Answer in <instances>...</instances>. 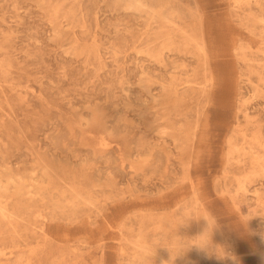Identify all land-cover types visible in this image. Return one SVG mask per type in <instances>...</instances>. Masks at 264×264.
Wrapping results in <instances>:
<instances>
[{"label": "rangeland", "instance_id": "374dc122", "mask_svg": "<svg viewBox=\"0 0 264 264\" xmlns=\"http://www.w3.org/2000/svg\"><path fill=\"white\" fill-rule=\"evenodd\" d=\"M112 5L0 0V264H264V0Z\"/></svg>", "mask_w": 264, "mask_h": 264}, {"label": "bare ground", "instance_id": "6f19581e", "mask_svg": "<svg viewBox=\"0 0 264 264\" xmlns=\"http://www.w3.org/2000/svg\"><path fill=\"white\" fill-rule=\"evenodd\" d=\"M138 2H139V1H138ZM137 4H138V3H137ZM140 5H142V4H140ZM139 8H140V7H139ZM145 8H147V7L145 6ZM145 8H144V9H145ZM19 190H20V189H19ZM9 193H10V192H9ZM15 193H16V192H15ZM15 195H16V194H15ZM3 216L5 217V215H3ZM5 218H6V217H5Z\"/></svg>", "mask_w": 264, "mask_h": 264}, {"label": "clouds", "instance_id": "9594fccd", "mask_svg": "<svg viewBox=\"0 0 264 264\" xmlns=\"http://www.w3.org/2000/svg\"><path fill=\"white\" fill-rule=\"evenodd\" d=\"M109 4L112 5V0H109ZM113 6V5H112Z\"/></svg>", "mask_w": 264, "mask_h": 264}]
</instances>
